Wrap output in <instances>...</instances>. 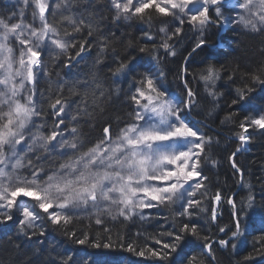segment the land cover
I'll return each mask as SVG.
<instances>
[{
  "label": "snow or ice",
  "instance_id": "1",
  "mask_svg": "<svg viewBox=\"0 0 264 264\" xmlns=\"http://www.w3.org/2000/svg\"><path fill=\"white\" fill-rule=\"evenodd\" d=\"M76 2L23 0L19 14L0 16V223L13 221L19 214V231L29 239L43 236L48 224L75 236V231L69 232L67 226L83 212L96 225H103L106 217L145 219L150 210L174 208L175 214L188 222H182L178 231L168 232L167 242L153 237L151 247L120 244L119 248L137 257L154 259L157 264H202L197 255L183 252V245L187 236L200 237L199 225L193 217L195 209L203 211L202 201L209 196L205 184L208 177L202 165L211 160L207 152L213 138L194 128L186 117L197 105L196 93L184 78L187 68L181 74L185 92L181 98L164 87L166 76L162 70L136 72L134 58L119 60L112 75L131 76L124 92L129 109L127 118L115 130L111 121H104L100 135L94 140L86 138L80 127L82 118L91 117L87 99H82V106L78 105L72 114L75 101L64 97L62 82L57 81L58 88L50 98L47 113L39 106L36 85L41 76L50 75L44 57L53 60L65 57L63 66L68 68L89 50L88 41L79 34L87 30V35L92 36V24L79 14ZM107 6L115 20L159 21L161 43L158 48L153 44L152 51L162 49L164 56L176 55L175 44L170 41L184 33L185 25L196 38L192 52L207 46L206 35L211 27L224 30L239 26L264 34V0H107ZM26 12L32 17L29 23H25ZM57 15L63 19V30L56 26ZM144 35L148 40L154 39L150 33ZM106 47L102 46L100 52ZM153 59L159 63L161 57L154 55ZM220 72V68L209 63L198 73L213 99L220 95L214 90ZM77 83L87 96L88 82ZM93 83L97 89L102 87L95 80ZM256 84L264 87V66L251 73V86L238 88L236 98L231 101L245 113L238 123L241 131L236 134L242 145L252 139L250 130L264 132V105H253L250 98ZM75 87L73 84L70 91ZM103 95L100 91V96ZM234 115L229 113L226 119L232 120ZM235 155L230 158L232 167L240 172ZM211 162L215 164L214 160ZM240 175L243 183V173ZM211 199L219 203L221 193L215 192ZM227 202L233 209L232 226L227 228L231 237L219 240L202 237L203 254L209 257L213 244L236 249L237 244L232 241L242 240L249 226L257 222L264 225V195L259 201L249 195L246 207L243 202L238 207L235 197ZM211 219L213 222L217 219L215 207L211 209ZM225 231V227L219 228V232ZM82 235L77 244L91 243L97 249L117 247L111 242L90 241L86 233ZM260 235L264 237V228L260 229ZM256 243L264 246V239ZM71 259L62 258L61 264H69ZM253 259L252 254L245 256L244 264ZM91 264H126V261L122 256L104 253Z\"/></svg>",
  "mask_w": 264,
  "mask_h": 264
},
{
  "label": "trees",
  "instance_id": "2",
  "mask_svg": "<svg viewBox=\"0 0 264 264\" xmlns=\"http://www.w3.org/2000/svg\"><path fill=\"white\" fill-rule=\"evenodd\" d=\"M75 7L91 21L92 36L87 35V30L80 33L88 41L86 51L82 58L73 61L72 67H64L65 57L55 60L44 57L49 76H41L36 85L39 106L48 111L50 98L56 94L57 81L64 84L63 95L72 104V114L82 99L88 101V111L91 117H84L81 121V131L86 138L95 139L100 135V127L104 121H111L113 129L123 126L129 111L124 98L128 90L131 76H113L119 60L133 59V68L136 72L151 69L153 72L162 70L166 79L164 87L170 94L184 97V86L181 80L182 70L187 68L184 77L188 85L196 93L197 105L186 114L190 124L199 131L213 138V143L208 149L209 160L202 165L203 173L208 177L205 184L208 186L209 196L202 201L203 211L195 209L193 217L199 225L200 237H186L183 252H192L202 261V264H244V257L252 254L254 259L248 264H264V246L257 244V240L264 239L260 229L264 225L257 222L249 226L246 236L242 240H233L237 248L221 247L213 244L212 257L203 254L202 237L208 236L213 240L229 239L231 232L227 231L232 226L233 209L228 204V199L235 197L238 207L241 202L247 205V198L252 195L259 198L264 195V132L252 129V139L245 148L236 153L239 148L237 133L244 112L239 105H232L236 98V90L245 84L251 86V73L258 66H264V36L263 34L250 33L239 26H230L221 34L216 27H211L206 35L207 46L192 52L196 38L187 25L184 33L170 43L175 44L176 55L164 56L163 50L153 52V44L158 48L161 43L156 27L161 26L159 21L144 23L138 20H115L113 12L107 6V0H77ZM3 4H0L2 10ZM13 11V10H12ZM227 15V13H226ZM26 16H30L27 13ZM56 26L63 30V19L60 15L54 17ZM234 30H231L233 29ZM71 29H69L70 31ZM150 33L154 39L148 40L144 33ZM107 45L103 53L102 46ZM141 48H146L141 52ZM191 53V55H189ZM154 55L161 57L159 63L153 59ZM102 61L96 63L97 60ZM214 64L221 69L220 79L217 80L214 90L220 95L213 99L205 91L204 82L199 79L198 73L207 64ZM232 75V80H229ZM93 80L101 84L97 89ZM87 81L90 87L85 90L77 82ZM73 84L75 89L70 91ZM117 89H120L119 93ZM100 91L104 95L100 96ZM75 92L76 94H73ZM93 93L95 95H93ZM251 103L256 106L264 105V87L255 85V90L250 94ZM82 106V105H81ZM229 113H234L232 120H227ZM87 119L88 123L83 120ZM49 126L51 119L48 120ZM236 153L235 161L240 172L231 165L232 154ZM243 173V183L241 181ZM203 191V189L201 190ZM219 191L222 199L219 203L211 199L212 194ZM199 198V197H198ZM178 207V206H177ZM216 208L217 219H211V209ZM174 208H160L146 212L145 219L135 216L130 220L118 218L112 220L106 217L103 225H96L90 217H74L72 224L68 225L69 232L75 231L76 235L65 234L63 228L48 224L43 236H28L19 231V214L13 221L0 223V264H61L62 258L72 257L69 264H91L99 255L109 253L113 256L124 257L126 264H157L154 259H145L135 256L119 248L120 244H134L140 248L145 245L153 246L155 237L164 242L169 240L168 232L178 231L182 222H188L185 217L175 214ZM243 216V214H241ZM220 227H225L224 233L219 232ZM107 228L106 232L104 229ZM234 230V229H233ZM31 231V230H29ZM38 232V230H36ZM82 233L89 236L90 241L98 240L100 243L116 245L115 249L94 248L91 243L80 245L77 239H82ZM110 238V240H109ZM157 249L160 245H155ZM175 255V254H173ZM183 255V253H181ZM178 259V258H177ZM167 264V262H164Z\"/></svg>",
  "mask_w": 264,
  "mask_h": 264
},
{
  "label": "rangeland",
  "instance_id": "3",
  "mask_svg": "<svg viewBox=\"0 0 264 264\" xmlns=\"http://www.w3.org/2000/svg\"><path fill=\"white\" fill-rule=\"evenodd\" d=\"M0 4H3L2 10H0V16H8V15H11L13 12H16L17 14H19L20 9L23 7V0H0ZM27 13H30V12H26L25 16H26ZM31 20H32V17H31V14H30V16H26L25 23H29V22H31ZM161 26L156 27V29L158 31V34H159V27H161ZM247 31H249V30H247ZM249 32L250 33H254V32H251V31H249ZM161 35L162 34H159V36H161ZM262 36H264V34ZM159 40H160V37H159ZM241 145H242L241 142H239V146L240 147H241ZM247 145L248 144L244 145L245 147L243 148V150L245 148L247 149V147H248ZM231 165H232V161H231ZM79 216L88 217L89 214L87 212H83Z\"/></svg>",
  "mask_w": 264,
  "mask_h": 264
},
{
  "label": "water",
  "instance_id": "4",
  "mask_svg": "<svg viewBox=\"0 0 264 264\" xmlns=\"http://www.w3.org/2000/svg\"><path fill=\"white\" fill-rule=\"evenodd\" d=\"M223 32V30H221V32H220V34ZM245 146L244 145H241V147H240V151H242L243 150V148H244Z\"/></svg>",
  "mask_w": 264,
  "mask_h": 264
},
{
  "label": "bare ground",
  "instance_id": "5",
  "mask_svg": "<svg viewBox=\"0 0 264 264\" xmlns=\"http://www.w3.org/2000/svg\"><path fill=\"white\" fill-rule=\"evenodd\" d=\"M224 30H225V29H224ZM224 30H223V31H224ZM236 153H239V152H236ZM240 185H241V181H240V183H239V185H238V188L240 187Z\"/></svg>",
  "mask_w": 264,
  "mask_h": 264
}]
</instances>
